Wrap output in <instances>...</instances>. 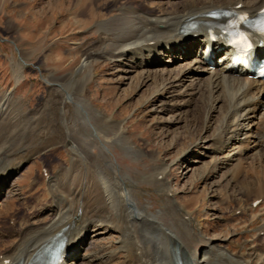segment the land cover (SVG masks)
Here are the masks:
<instances>
[{"label": "bare ground", "instance_id": "bare-ground-1", "mask_svg": "<svg viewBox=\"0 0 264 264\" xmlns=\"http://www.w3.org/2000/svg\"><path fill=\"white\" fill-rule=\"evenodd\" d=\"M100 1L88 0L76 12L74 19L79 33L86 32L99 17H107L96 14L92 9ZM105 5L118 8L116 14L108 16L102 22L101 35L105 37L97 42L100 49L97 47L84 54L83 63L76 73L58 77L59 79L53 76L50 81L52 100L49 101L58 126L43 140H38L33 137L36 134L30 133L26 143L15 146L17 150L12 148L13 151L9 150L11 152L5 153L3 158L0 156L1 196L3 190L20 174L22 167L43 150L65 143L72 150L70 167L61 169L60 174H47L44 178L45 181L48 180L51 194L47 207L50 221L43 225L38 224L39 226H27L15 241L0 251V264H37L43 254L58 242L64 245V262L61 264H79L81 260L86 264H112L121 254L124 255V260L120 264H264V244L261 248L251 247L247 256H237L231 253L234 250L227 244V236L204 239L197 235L189 225L188 218L182 215L180 207L172 200L166 211L150 212V205H142L128 189L129 181L125 178L127 176H116V167L109 160L108 154L102 150L91 153L89 148L95 143L91 140L81 143L72 141L73 131L64 126L61 120L64 105L66 101H70L76 105V112L87 125L83 134L88 139L93 136L98 138L111 127L120 131V124L110 123V119L101 110H94V103L85 97L86 88L96 76L95 66L103 58L120 68L118 71L127 76L126 78L128 75L137 74L142 86L152 82L156 85L154 92L162 96L168 94L174 84L183 87L192 78L191 86L196 87L192 94L200 103L199 108L193 105V110L196 108L197 113H202V116L199 114V120L194 119L190 126L193 128L200 121L203 122V128L192 146H199V142L204 139L202 132L210 128L211 119L214 114H218L220 125L212 136L205 138V142L209 139L210 144L204 145L213 154L210 171H222L221 178L228 175L232 179L229 191L234 201L247 203L254 199L262 200L261 204H264V116L259 124L253 119L257 109L264 105V98L259 93L264 92V84L250 79L248 74L243 73L242 67L239 68L241 73L226 72L229 61L224 63L223 68L212 71L205 60V48L210 44L206 28V24L211 22L209 15L216 10L228 9L256 17L258 11L264 7V0H107ZM222 44L216 43V49ZM261 52L262 48L259 49V53ZM176 53L180 54L178 58L174 57ZM214 54L218 62L219 53L214 51ZM226 55L219 58H225ZM163 57L169 58L168 62L173 58L174 62L178 59L184 63L174 73L162 67L159 72L153 73L155 65ZM21 62L24 63L23 60ZM21 73L22 70L17 77L18 84L21 82ZM167 74L172 76L167 78ZM12 96L7 93L1 97L0 115L5 114ZM160 111H165V108L161 107ZM96 119L110 129H98L93 124ZM175 123H178V118L173 124ZM187 133L192 135L190 129ZM5 136L4 143L12 144L9 142L10 135ZM249 137H256L251 151H260L257 158L259 157L261 165L258 168L252 169L245 165L249 155L246 143ZM118 141L125 144L128 151L139 153L130 147L125 136ZM227 146L231 154L226 153L224 157H219ZM104 149L108 150L106 146ZM229 155L230 158H227ZM224 169L228 170L224 172ZM161 178H165L164 173ZM162 193L170 199L174 196H170L172 192L167 188ZM1 206L3 205L0 204ZM5 208L7 210V206ZM249 211L253 210L250 208ZM163 214L171 216L178 225L166 223ZM260 218L264 221V214ZM259 219L252 217L250 226L258 224ZM91 231L97 234L96 237L117 235V240L121 242L113 250L92 249L89 254L79 258L76 248L80 246L83 249ZM258 232L264 234V224ZM199 245L204 247L200 248ZM69 257L78 261L73 259L67 262Z\"/></svg>", "mask_w": 264, "mask_h": 264}, {"label": "rangeland", "instance_id": "rangeland-1", "mask_svg": "<svg viewBox=\"0 0 264 264\" xmlns=\"http://www.w3.org/2000/svg\"><path fill=\"white\" fill-rule=\"evenodd\" d=\"M87 1L70 0L68 3L66 0H0V99L7 93L13 95L5 114L0 115L2 158L5 153L17 150L15 146L19 143H26L31 134H36L33 137L43 140L58 126L49 101L52 100V77L63 78L70 73H76L83 63L84 54L97 49V42L105 37L101 35L102 22L117 13L118 7L106 6L107 0H101L94 4L92 9L96 14L107 17L94 19L95 22L86 32L79 33L74 16ZM179 56L180 54L176 53L174 57ZM105 60H98L94 70L96 76L86 88L85 97L94 103V110H101L110 119V123L120 124L122 128L118 132L117 128L110 129L96 119L93 124L97 125L98 129L106 130L107 127L110 130L98 138L93 136L94 139H88L83 134L87 125L76 112V105L66 101L61 120L64 126L73 131L72 141H92L95 143L89 148L91 153H98L100 150L106 152L114 168L116 167V176H127L125 178L129 181L128 189L142 205H150V212L166 211L172 200L180 207L182 215L188 218L193 231L204 239L227 236V244L234 250L231 253L237 256H247L251 247L261 248L264 244V234L258 231L264 224V221L259 219L260 215L264 214V204L254 208V199L247 203L234 201L229 191L232 179L228 175L223 176L224 179L221 178L222 171H210L213 154L207 149L208 146L204 148L206 144H210L209 139L205 142V138L212 136L218 129V114H214L211 119L210 128L202 132L204 139L199 142V146H192L203 128L202 121L196 127L190 126L194 119L200 118L197 109L193 110V105L199 108L200 103L192 94L196 89L191 86L192 78H189L183 87L174 84L169 93L162 96L154 92L156 85L152 82L142 86L137 74L128 75V79L118 71L120 68ZM168 60L169 58L163 57L155 65L153 73L159 72L160 67L174 73L180 69L179 65L184 63L178 59L174 62L173 58L170 62ZM20 69L21 82L18 84ZM167 75V78L172 76ZM75 86L74 83L73 87ZM259 93L260 97L264 98V92ZM161 107H164L165 111H160ZM200 115L202 116V113ZM255 115L253 119L258 124L261 123L264 105L257 109ZM176 118L178 123L173 124ZM188 129L192 131V135L187 133ZM7 133L12 144L4 143ZM121 135L125 136L130 147L139 153L128 151L127 146L118 141L123 138ZM255 141L256 137H249L246 142L249 155L245 165L252 169L261 165L259 157L257 158L259 149L251 151ZM67 144H57L36 155L22 167L11 185L3 190L0 196V204L3 205L0 207V251L15 241L27 226H39L50 221L47 207L51 194L48 180L45 181L44 178L47 174H60L61 169L70 167L72 150ZM105 146L108 150L104 149ZM226 153L231 154L228 146L221 151L219 157H224ZM227 158H230V155ZM163 166L165 168H162ZM228 169H224V172ZM45 170L49 173L43 175ZM162 173L165 178H161ZM164 188L172 192L171 197L174 195L171 199L166 197L165 192L162 193ZM250 208L253 211H249ZM163 217L166 223L178 225L171 216L163 214ZM252 217H257L259 222L251 227ZM93 234L91 231L83 249L77 250L79 258L89 254L92 249L113 250L121 242L117 240V235L96 237L97 234ZM254 241L256 243H252ZM123 260L124 255H118L112 264H120ZM83 263L86 264L83 260L79 262Z\"/></svg>", "mask_w": 264, "mask_h": 264}, {"label": "snow or ice", "instance_id": "snow-or-ice-1", "mask_svg": "<svg viewBox=\"0 0 264 264\" xmlns=\"http://www.w3.org/2000/svg\"><path fill=\"white\" fill-rule=\"evenodd\" d=\"M242 19H247L246 17H243Z\"/></svg>", "mask_w": 264, "mask_h": 264}]
</instances>
